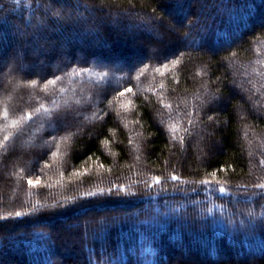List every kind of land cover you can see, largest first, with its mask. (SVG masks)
<instances>
[{
	"label": "trees",
	"instance_id": "16d2710c",
	"mask_svg": "<svg viewBox=\"0 0 264 264\" xmlns=\"http://www.w3.org/2000/svg\"><path fill=\"white\" fill-rule=\"evenodd\" d=\"M258 185L264 0H0V264H264Z\"/></svg>",
	"mask_w": 264,
	"mask_h": 264
},
{
	"label": "snow or ice",
	"instance_id": "6c2138e0",
	"mask_svg": "<svg viewBox=\"0 0 264 264\" xmlns=\"http://www.w3.org/2000/svg\"><path fill=\"white\" fill-rule=\"evenodd\" d=\"M49 83H54V81H49ZM5 139H7V137H6ZM172 179H173V180H176L177 177L173 176ZM28 183H29V184H32L33 182H32L31 180H29ZM156 183H160V181L157 180ZM258 187L264 188V185H258ZM223 191H224V189L221 188V189H220V192H223ZM16 215L19 216L20 213H16Z\"/></svg>",
	"mask_w": 264,
	"mask_h": 264
}]
</instances>
